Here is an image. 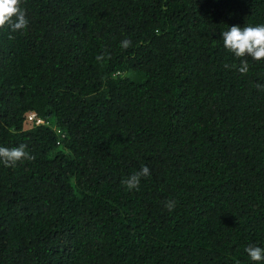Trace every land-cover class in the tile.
Wrapping results in <instances>:
<instances>
[{
	"label": "trees",
	"instance_id": "16d2710c",
	"mask_svg": "<svg viewBox=\"0 0 264 264\" xmlns=\"http://www.w3.org/2000/svg\"><path fill=\"white\" fill-rule=\"evenodd\" d=\"M21 7L27 27L0 28V146L35 159L0 163V264H264L245 252L264 247V60L241 75L221 37L264 24V0Z\"/></svg>",
	"mask_w": 264,
	"mask_h": 264
},
{
	"label": "clouds",
	"instance_id": "9594fccd",
	"mask_svg": "<svg viewBox=\"0 0 264 264\" xmlns=\"http://www.w3.org/2000/svg\"><path fill=\"white\" fill-rule=\"evenodd\" d=\"M22 0H0V28L9 27L11 32L23 31L29 21L26 17V11L21 7ZM224 48L240 59L238 72L241 75L249 71V62H259L264 60V24L257 26H231L221 33ZM12 38L11 36L9 37ZM131 46L130 40H123L121 47L127 49ZM229 67V65H225ZM236 68V65H231ZM257 87H261L257 85ZM35 157L30 155L26 150V145L21 144L17 147L0 146V163L5 167H15L19 162L34 160ZM150 170L143 166L140 171L132 174L122 181L128 190H139V184L142 177L150 176ZM175 201L166 202L165 207L171 212L175 207ZM245 252L253 262L264 261V247L249 245Z\"/></svg>",
	"mask_w": 264,
	"mask_h": 264
},
{
	"label": "built area",
	"instance_id": "2783aa9c",
	"mask_svg": "<svg viewBox=\"0 0 264 264\" xmlns=\"http://www.w3.org/2000/svg\"><path fill=\"white\" fill-rule=\"evenodd\" d=\"M26 123H28V126L31 127V126H41L43 125V121L41 119H39L35 113H28L26 115Z\"/></svg>",
	"mask_w": 264,
	"mask_h": 264
}]
</instances>
